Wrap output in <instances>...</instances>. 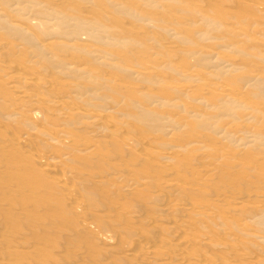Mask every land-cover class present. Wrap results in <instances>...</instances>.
Here are the masks:
<instances>
[{
    "label": "rangeland",
    "instance_id": "rangeland-1",
    "mask_svg": "<svg viewBox=\"0 0 264 264\" xmlns=\"http://www.w3.org/2000/svg\"><path fill=\"white\" fill-rule=\"evenodd\" d=\"M0 1V264H264V0Z\"/></svg>",
    "mask_w": 264,
    "mask_h": 264
},
{
    "label": "bare ground",
    "instance_id": "bare-ground-1",
    "mask_svg": "<svg viewBox=\"0 0 264 264\" xmlns=\"http://www.w3.org/2000/svg\"><path fill=\"white\" fill-rule=\"evenodd\" d=\"M4 1H5V0H4ZM29 1H30V0H29ZM43 1H44V0H43ZM47 1H49V0H47ZM47 1H46V2H47ZM54 1H56V0H54ZM116 1H117V0H116ZM0 2H1V1H0ZM33 2H35V0H33ZM51 2H52V1H51ZM60 2H61V1H60ZM108 2H110V1L107 0V3H108ZM113 2H115V1H112L111 3L113 4ZM122 2H123V1H122ZM122 2H121V3H122ZM153 2H154V1H153ZM155 2H156V1H155ZM219 2H220V1H219ZM253 2H254V1H253ZM44 3H45V2H44ZM49 3H50V2H49ZM103 3H105V2H103ZM115 3H117V2H115ZM118 3H119V2H118ZM178 3H179V2H178ZM181 3H182V2H181ZM233 3H234V2H233ZM29 4H30V3H29ZM35 4H36V3H35ZM50 4H51V3H50ZM53 4H54V3H53ZM4 5H7V4H4ZM42 5H43V4H42ZM55 5H56V4H55ZM154 5H155V4H154ZM206 5H207V4H206ZM262 5H263V4H262ZM29 6H30V5H29ZM36 6H37V5H36ZM36 6H35V7H36ZM47 6H49V5H47ZM106 6L108 7V5H106ZM117 6H118V5H117ZM253 6H254V5H253ZM18 7H19V6H18ZM18 7H17V8H18ZM52 7H53V6H52ZM66 7H67V6H66ZM104 7H105V6H104ZM109 7H110V6H109ZM112 7H113V6H112ZM118 7H120V6H118ZM125 7H126V6H125ZM255 7H256V6H255ZM15 8H16V7H15ZM20 8H21V6H20ZM23 8H25V6L22 5V8H21V9L23 10ZM26 8H28V7L26 6ZM26 8H25V9H26ZM53 8H54V7H53ZM11 9H12V8H11ZM13 9H14V8H13ZM21 9H20V10H21ZM42 9H43V8H42ZM42 9H41V10H42ZM124 9H125V8H124ZM130 9H131V8H130ZM258 9H259V8H258ZM260 9H261V8H260ZM260 9H259V10H260ZM14 10H16L17 13H19V10H17V9H14ZM51 10H52V9H51ZM61 10H62V9H61ZM76 10H77V9H76ZM104 10H105V9H104ZM121 10H122V9H121ZM259 10H258V11H259ZM32 11H33V10H32ZM42 11H43V10H42ZM42 11H41V13H42ZM44 11H45V10H44ZM54 11H55V13H56L57 10H54ZM59 11H60V10H59ZM118 11H119V10H118ZM128 11H129V10H128ZM20 12H21V11H20ZM62 12H63V11H62ZM121 12H122V11H121ZM123 12H124V11H123ZM131 12H133V11H131ZM50 13H51V12H50ZM55 13H52L51 17H52L53 14H55ZM170 13H171V12H170ZM63 14H64V13H63ZM134 14H135V13H134ZM0 15H1V14H0ZM138 15H139V14H138ZM201 15H202V14H201ZM241 15H242V14H241ZM63 16H64V15H63ZM208 16H209V15H208ZM210 16H211V15H210ZM2 17H3V16H2ZM56 17H57V20H58V17H59V19L62 18L61 15L59 16V14H58V16H56ZM56 17H55V19H56ZM78 17H79V16H78ZM83 17H84V16H83ZM85 17H86V16H85ZM262 17H263V16H262ZM66 18H67V17H66ZM81 18H82V17H81ZM210 18H211V17H210ZM35 19H36V18H35ZM84 19H86V18H84ZM172 19H173V18H172ZM203 19H205V18L203 17ZM211 19H212V18H211ZM77 20L80 21L81 24L78 23L80 26H82V25L85 26V24L87 23V24L89 25V26H88V28H89L90 25L92 24V20H85V21H81L82 19H81V20L77 19ZM153 20H154V19H153ZM209 20H210V19H209ZM209 20L206 19L207 22H209ZM216 20H217V19H216ZM6 21H8V20H6ZM30 21H31V20H30ZM63 21H64V19H63ZM100 21H101V19H100ZM139 21H140V20H139ZM204 21H205V20H204ZM212 21H213V20H211V22H212ZM3 22L5 23V21H3V20H2V23H1V20H0L1 27L3 26V25H2ZM26 22H27V21H26ZM43 22H46V21H43ZM142 22H143V21H142ZM175 22H176V21H175ZM198 22H199V21H198ZM216 22H217V21H216ZM243 22H244V21H243ZM6 23L8 24L9 22H6ZM31 23H33V25L36 26V25H39L40 23H42V20H41V21H39V20H35V21H34V20L32 19ZM59 23H60V22H59ZM102 23H103V22H102ZM7 24H5V25H7ZM29 24H30V23H29ZM63 24H64V23H63ZM177 24H178V23H177ZM197 24H198V23H197ZM252 24H253V23H252ZM17 25H18V24H17ZM56 25H57V24H56ZM59 25H61V24H59ZM171 25H172V24H171ZM209 25H210V24H209ZM209 25H208V26H209ZM214 25H215V24H214ZM14 26H15V25H14ZM61 26H62V25H61ZM189 26H190V25H189ZM212 26H213V24H212ZM216 26H217V28H219L218 25H216ZM253 26H254V25H253ZM257 26H260V25H257ZM5 27H7V26H5ZM36 27H37V26H36ZM38 27H39V26H38ZM47 27H48V26H47ZM62 27H63V26H62ZM62 27H61V28H62ZM97 27L99 28V30L106 31V30L104 29V26H103L102 24H98ZM105 27H106V26H105ZM187 27H188V26H187ZM11 28H12V27H11ZM39 28H40V27H39ZM54 28H55V26L53 25V29H54ZM59 28H60V26H58V28L56 27V28L53 30V33H56V35H57V33L60 31ZM81 28H82V29H85V27H84V28L81 27ZM86 28H87V27H86ZM88 28H87V29H88ZM129 28H130V27H129ZM129 28H128V30L131 31V29H129ZM131 28H132V27H131ZM133 28H134V27H133ZM161 28H162V27H161ZM194 28H195V27H194ZM199 28H200V27H199ZM214 28H215V27H214ZM221 28H222V25H221ZM228 28H229V27H228ZM261 28H262V27H261ZM40 29H41V28H40ZM107 29H108V28H107ZM137 29H138V28H137ZM207 29H208V28H207ZM64 30H65V29H64V27H63V31H64ZM96 30H97V29H96ZM160 30H161V29H160ZM168 30H172V28H170V29H168ZM168 30H167V32H168ZM198 30H199V29H198ZM204 30H205V29H204ZM229 30H230V29H229ZM232 30H233V29H232ZM232 30H231V31H232ZM18 31H19V30H18ZM18 31H17V32H18ZM41 31H42V30H41ZM103 31H102V32H103ZM205 31H206V30H205ZM205 31H204V32H205ZM208 31H209V30H208ZM223 31H225V29H224ZM238 31H239V30H238ZM32 32H33V31H32ZM47 32H48V31H47ZM66 32H67V31H66ZM165 32H166V31H165ZM171 32H172V31H171ZM194 32H195V31H194ZM227 32L229 33V31H227ZM80 33H81V32H80ZM88 33H89V32H87L86 34H88ZM239 33H240V32H239ZM239 33H238V34H239ZM14 34L19 35L18 33H14ZM84 34H85V33H84ZM112 34H113V33H112ZM203 34H204V33H202V36H203ZM205 34H206V33H205ZM225 34H226V33H225ZM238 34H237V35H238ZM240 34H241V33H240ZM240 34H239V35H240ZM21 35H22V34H21ZM26 35H27V34H26ZM60 35H63V34L61 33ZM23 36H24V33H23ZM29 36H30V35H27V37H29ZM99 36H100V34H99ZM235 36H236V35H235ZM27 37H26V38H27ZM54 37H55V36H54ZM54 37H53V38H54ZM79 37H80V36H79ZM218 38H219V37H218ZM218 38H217V39H218ZM30 39H33L32 42H33V44H35V43H34V40H35V39H34L32 36H30ZM30 39H28V40L31 41ZM166 39H167V38H166ZM260 39L262 40V38H260ZM1 40H2V39H1ZM155 40H156V39H155ZM23 41H24V40H23ZM58 41L60 42V40H58ZM58 41H57V42H58ZM113 41H114V40H113ZM1 42H3V41H1ZM26 42H27V41H26ZM32 42H31V43H32ZM80 42H81V41H80ZM127 42H128V41H127ZM153 42H154V41H153ZM27 43H28V42H27ZM165 43H166V42H165ZM170 43H171V42H170ZM220 43H221V42H220ZM0 44H1V43H0ZM4 44L7 45V43H4ZM29 44H30V42H29ZM59 44L61 45V44H62V41H61ZM76 44L79 45V43H74V44H72V45L70 44V45L73 47V45L75 46ZM62 45L65 46V43L62 44ZM78 45H76V46H78ZM89 45H90V44H89ZM181 45H182V44H181ZM231 45H232V44H231ZM233 45H234V44H233ZM35 46H36V45H35ZM38 46H39V45H38ZM42 46H43V47H42ZM42 46L39 47V50H41V51H42V49L44 50V49L47 47L45 43H44V45H42ZM44 46H45V47H44ZM50 46H51V45H50ZM71 46H70V47H71ZM79 46H80V45H79ZM96 46H97V45H96ZM121 46H122V45H121ZM219 46H220V45H219ZM263 46H264V45H263ZM0 47H1V46H0ZM31 47H32V46H31ZM66 47H67V45H66ZM66 47H65V48H66ZM81 47H82V46H81ZM90 47L92 48L93 46H90ZM183 47H184V46H183ZM225 47H226V46H225ZM8 48H9V47H8ZM14 48H15V47H14ZM40 48H41V49H40ZM47 48H49V45H48ZM53 48H54V47H53ZM75 48H76V47H75ZM181 48H182V47H181ZM186 48H187V47H185V49H186ZM190 48H191V47H190ZM28 49H29V47H28ZM81 49H82V48H81ZM107 49H108V48H107ZM146 49H147V48H146ZM162 49H164V48H162ZM174 49H175V48H173V50H174ZM176 49H177V48H176ZM185 49H184V50H185ZM262 49H263V48H262ZM7 50H10V49H7ZM35 50H36V49H35ZM47 50H48V49H47ZM47 50H46V51H47ZM171 50H172V49H171ZM188 50H189V49H188ZM200 50H201V49H200ZM208 50H209V48H208ZM46 51H42V52H45V53H46ZM51 51H54V50L52 49ZM82 51L85 52L83 49H82ZM107 51H108V50H107ZM185 51H187V50H185ZM190 51H192V49H191ZM190 51H189V53H190ZM202 51H204V50H201V52H202ZM206 51H207V50H206ZM206 51H204V52H205L204 54H206V55L211 53V52L209 53L208 51H207V53H206ZM252 51H253V50H252ZM10 52H11V51H10ZM39 52H40V51H39ZM73 52H74V51H73ZM96 52H97V51H96ZM103 52H104V50H102V48H101V49L99 48L97 53H100V55H101ZM143 52H144V51H143ZM256 52H257V51H256ZM25 53H26V52H25ZM37 53H38V52H37ZM110 53H111V52H110ZM162 53H163V52H162ZM214 53H215V52H214ZM219 53H220V52H219ZM223 53H224V52H223ZM263 53H264V52H263ZM18 54H19V53H18ZM46 54H47V53H46ZM54 54H55V53H54ZM69 54H70V53H69ZM73 54H74V53H73ZM84 54H85V53H84ZM95 54H96V53H95ZM194 54H195V53H194ZM224 54H225V53H224ZM56 55H57V54H56ZM206 55H205V56H206ZM222 55H223V54H222ZM6 56H7V55H6ZM52 56H53V55H52ZM75 56H76V55H75ZM163 56H164V55H163ZM177 56H178V55H177ZM219 56H221V54H219ZM223 56H224V55H223ZM254 56H255V55H254ZM262 56L264 57V54H263ZM32 57H33V56H32ZM96 57H97V55H96ZM96 57H95V58H96ZM207 57H208V56H207ZM215 57H216V56H215ZM235 57H236V56H235ZM222 58H223V57H222ZM21 59H22V58H21ZM132 59H133V58H132ZM18 60H19V59H18ZM25 60H26V59H25ZM162 60H163V59H162ZM220 60H222V59H220ZM225 60H226V58H225ZM0 61H1V60H0ZM21 61H22V60H21ZM29 61H30V60H29ZM179 61H180V60H179ZM222 61H223V60H222ZM227 61H229V60H226V62H227ZM73 62H74V61H73ZM107 62H108V61H107ZM142 62H143V61H142ZM165 62H166V61H165ZM3 63H6V62H3ZM23 63H24V62H23ZM13 64H14V63H13ZM194 64H195V63H194ZM194 64H193V65H194ZM212 64H213V63H212ZM253 64H254V63H253ZM16 65H17V64H16ZM55 65H56V64H55ZM117 65H118V64H117ZM246 65H247V64H246ZM24 66H25V65H24ZM79 66H80V65H79ZM87 66H88V65H87ZM112 66H113V65H112ZM124 66H125V65H124ZM233 66H234V65H233ZM61 67H62V66H61ZM118 67H119V66H118ZM221 67H222V66H221ZM1 68H2V69H1ZM1 68H0L1 70L5 69L4 71H6V72H4V73H6V74L8 73V74L11 76L12 81L16 80V82H17V80H19V81L21 80V82H22V81L29 82V81H32V80L34 81V80H35L34 78L37 77V76H35L33 73H30V75H31L32 77H33V75H34V78H32L31 76H29V73H28L29 71H27L28 74H26V73H24V72L21 71V72L23 73V74H21V72H20V71H17V70L15 69V67H14V69H13V66H12L11 63H9V62L6 63V65L4 64V66H2V64H1ZM25 68H26V67H25ZM45 68H46V67H45ZM65 68H67V67H65ZM68 68H69V67H68ZM86 68H87V67H80V68L78 69V68L75 66V69H73V70H76L77 72H82V71H83L82 69H84V71H85ZM121 68H123V67H121ZM148 68H149V67H148ZM238 68H239V67H238ZM253 68H254V67H253ZM23 69H24V68H23ZM26 69H27V68H26ZM197 69H198V68H197ZM227 69H229V67H228ZM250 69H251V68H250ZM24 70H25V69H24ZM90 70H93V69H90ZM127 70H128V69H127ZM127 70H125V71H127ZM130 70L132 71V69H130ZM130 70H129V71H130ZM223 70H224V69H223ZM243 70H244V69H243ZM63 71H64V70H63ZM63 71H62V73H63ZM131 71H130V73H131ZM231 71H232V70H231ZM233 71H235V70H233ZM60 72H61V71H60ZM73 72H74V71H73ZM77 72H76V73H77ZM86 72H87V71H86ZM86 72H85V73H86ZM90 72H91V71H90ZM93 72H94V71H92V73H93ZM133 72H135V71L133 70ZM184 72H185V71H184ZM192 72H193V71H192ZM37 73H39V72H37ZM196 73H197V72H196ZM236 73H237V72H236ZM251 73H252V75H253V72H251ZM2 74H3V73H2ZM90 74H91V73H90ZM187 74H188V73H187ZM190 74H191V73H190ZM233 74H234V73H233ZM92 75H93V74H92ZM249 75H250V74H249ZM252 75H251V76H252ZM1 76H2V75H1ZM94 76H95V75H94ZM187 76H188V75H187ZM189 76H191V75H189ZM251 76H250V77H251ZM254 76H255V75H254ZM256 76H257V75H256ZM256 76H255V77H256ZM3 77H4V76H3ZM7 77H8V76H7ZM79 77H80V76H79ZM244 77H245V76H244ZM5 78H6V77H5ZM37 78H38V77H37ZM37 78H36V79H37ZM40 78H41V77H40ZM207 78H208V77H207ZM252 78H253V77H252ZM256 78H257V77H256ZM244 79H245V78H244ZM44 80H45V79H44ZM70 80H71V79H70ZM109 80H110V79H109ZM42 81H43V80H42ZM45 81H47V80H45ZM8 82H9V81H8ZM25 82H24V83H25ZM35 82L37 83V81H34V83H35ZM102 82H103V81H102ZM24 83H23V84L21 83V84L24 85ZM32 83H33V82H32ZM34 83H33V84H34ZM43 83H44V82H43ZM54 83H55V82H54ZM74 83H75V82H74ZM97 83H98V81H97ZM99 83H100V82H99ZM161 83H162V82H161ZM165 83H166V82H165ZM170 83H171V82H170ZM10 84H11V83H10ZM13 84H14V83H13ZM26 84H27V83H26ZM28 84L31 85V83H28ZM37 84H38V83H37ZM45 84H47V83H45ZM159 84H160V83H159ZM162 84H163V83H162ZM189 84H190V83H189ZM192 84H193V83H192ZM15 85H17V84H15ZM210 85H211V84H209V86H210ZM71 86H72V85H71ZM213 86H214V85H213ZM229 86H230V85H229ZM237 86H238V85H237ZM250 86H251V85H250ZM56 87H57V86H56ZM74 87H75V86H74ZM124 87H125V86H124ZM174 87H175V86H174ZM176 87H178V86H176ZM176 87H175V88H176ZM196 87H197V86H196ZM210 87H212V86H210ZM215 87H216V86H215ZM218 87H219V86H218ZM14 88H15V87H14ZM14 88H13V91L19 93V92L16 91ZM17 88H18V87H16V89H17ZM78 88H79V87H78ZM120 88H121V87H120ZM130 88H131V87H130ZM184 88H185V87H184ZM216 88H217V87H216ZM11 89H12V88H11ZM23 89H24V88H23ZM104 89H105V87H104ZM138 89H139V88H138ZM180 89H183V88H180ZM219 89H220V88H219ZM226 89H227V87H226ZM233 89H234V88H233ZM250 89H251V88H250ZM21 90H22V89H21ZM26 90H27V89H26ZM183 90H185V89H183ZM205 90H206V89H205ZM223 90H224V89H223ZM231 90H232V89H231ZM22 91H23V90H22ZM116 91L118 92V90H116ZM131 91H132V90H131ZM185 91H186V90H185ZM195 91H196V89H195ZM227 91L229 92V89H228ZM233 91H234V90H233ZM260 91H261V90H260ZM29 92H30V91H28V94H26L28 98H29V96H30V94H31V93L29 94ZM204 92H205V91H204ZM231 92H232V91H231ZM231 92H229L231 95L234 94V93H231ZM24 93H27V92L24 90ZM34 93H35V92H34ZM64 93H65V92H64ZM71 93H72V92H71ZM141 93H142V92H141ZM221 93H222V92L220 91V95H222ZM229 93H228V94H229ZM19 94H22V92L20 91ZM120 94H121V93H120ZM204 94H205V93H204ZM257 94H258V93H257ZM9 95H10V93H9ZM26 95H25V96H26ZM32 95L35 96L34 94H32ZM32 95H31V96H32ZM76 95H77V94H76ZM115 95H116V94H115ZM148 95H149V94H148ZM202 95H203V94H202ZM220 95H219V96H220ZM262 95H263V94H262ZM21 96H22V95H21ZM23 96H24V95H23ZM23 96H22V97H23ZM77 96H78V95H77ZM166 96H167V95H166ZM260 96H261V95H260ZM14 97H17V96L14 95ZM19 97H20V96H19ZM22 97H21V98H22ZM35 97H38V98H39V96H38L37 94H36ZM101 97H102V96H101ZM144 97H145V96H144ZM221 97H223V95L220 96L219 98H221ZM224 97L226 98V96H224ZM0 98H1V97H0ZM38 98H35V99H38ZM234 98H235V97H234ZM14 99H15V98H14ZM48 99H49V98H48ZM120 99H121V98H120ZM120 99H118V101L116 100L117 103H119V100H120ZM138 99H139V98H138ZM141 99H143V98H141ZM147 99H148V98H147ZM200 99H201V98H200ZM221 99H222V98H221ZM19 100H20V99H19ZM25 100H26V99H25ZM39 100H40V99H39ZM56 100H57V99H56ZM86 100H87V99H86ZM222 100H223V99H222ZM105 101H106V100H105ZM227 101H228V100H227ZM65 102H67V101L61 99V100L57 101L56 103L59 104V105H60V103H61V105L63 106V104H66ZM85 102H86V101H85ZM131 102H132V100H131ZM177 102H178V101H177ZM67 103H68V102H67ZM120 103H121V102H120ZM135 103H137V102H134V104H135ZM147 103H148V102H147ZM155 103H156V102H155ZM158 103H159V102H158ZM178 103H179V102H178ZM182 103H183V102H182ZM80 104H81V103H80ZM130 104H131V103H130ZM141 104H144V103H141ZM98 105H99V104H98ZM111 105H112V104H111ZM131 105H132V104H131ZM185 105H186V103H185ZM33 106H34V105H33ZM65 106H66V105H65ZM116 106H117V105H116ZM119 106H120V105H119ZM149 106H150V105H149ZM50 107H51V106H50ZM59 107H60V106H58V108H59ZM111 107H113V105H112ZM120 107H121V106H120ZM146 107H147V106H146ZM259 107H261V106H259ZM60 108H61V107H60ZM81 108L83 109L84 107H81ZM104 108H105V107H104ZM61 109H62V108H61ZM85 109H86V108H85ZM115 109L118 111L119 107H118V109H117V108H115ZM177 109H178V108H177ZM189 109H191V108H189ZM261 109H262V107H261ZM75 110H78V109H75ZM105 110H106V108H105ZM116 110H113V111L115 112ZM128 110H129V109H128ZM130 110H131V109H130ZM148 110H150V109L148 108ZM60 111H61V110H60ZM73 111H74V109H73ZM89 111H90V110H89ZM89 111H87V112H89ZM110 111H111V110H110ZM117 111H116V112H117ZM125 111H126V110H125ZM138 111H139V110H138ZM83 112H84V111H83ZM140 112H141V111H140ZM140 112L138 113V115H139V116L143 115V116H141V118H142V117H145L144 114H142L143 110H142L141 113H140ZM35 113H37V111H35ZM62 113H64V112H62ZM76 113H77V112H76ZM76 113H75V114H76ZM90 113H91V112H90ZM111 113H113V112L111 111ZM126 113H127V112H126ZM177 113H178V112H177ZM50 114H51V113H50ZM59 114H61V113H59ZM66 114H67V113H66ZM85 114H88V113H85ZM115 114H116V113H115ZM124 114H125V113H124ZM130 114H131V113H130ZM134 114H136V113L134 112ZM134 114H132V115H134ZM161 114H162V113H161ZM62 115H63V114H61V116H62ZM70 115H71V114H70ZM113 115H114V114H113ZM35 116H36V115H35ZM84 116H85V115H84ZM128 116H129V115H128ZM134 116H135V115H134ZM33 117H34V115H33ZM36 117H37V116H36ZM38 117H39V116H38ZM86 117H87V116H86ZM90 117H91V116H90ZM115 117H116V116H115ZM117 117H118V116H117ZM121 117H122V116H121ZM131 118H132V117H131ZM116 119H117V118H116ZM257 119H258V118H257ZM70 120H71V118H70ZM104 120H105V119H104ZM120 120H121V119H119V121H120ZM142 120H143V119H142ZM8 121H9V120H8ZM115 121H116V120H115ZM125 121H126V119H125ZM5 122H6V121H5ZM12 122H13V121H12ZM112 122H113V121H112ZM92 123H93V122H91L90 124H92ZM115 123L117 124L118 122H115ZM102 124H103V123H102ZM119 126H120V125H119ZM116 127H117V125H116ZM116 127L113 126L114 129H112L111 131L116 133V131H118V128H116ZM120 127H122V126H120ZM99 128H100V127H99ZM255 128H256V127H255ZM101 129H102V128H101ZM103 129H104V128H103ZM109 129H110V128H109ZM241 129H242V128H241ZM107 130H108V129H107ZM63 131H64V130H63ZM65 131H66V130H65ZM120 131H121V129H120ZM136 131H137V130H136ZM220 131H221V130H220ZM85 132H86V131H85ZM105 132H106V131H105ZM118 132H119V131H118ZM252 132H253V131H252ZM90 133H91V132H90ZM61 134H62V133H61ZM236 134H237V131H236ZM249 134H253V133L250 132ZM1 135H2V134H1ZM19 135H20V134H19ZM100 135H101V134H100ZM135 135H136V134H135ZM212 135H213V134H212ZM253 135H254V134H253ZM2 136H3V135H2ZM63 136H64V135H63ZM90 136H91V135H90ZM130 136H131V135H129V136L127 137V139H128V142H127V143H129L130 140H131V142H133V141H132V140H133L132 138H135V137H136V136H135V137H134V136H133V137L131 136V137H132V138H131ZM151 136H152V135H151ZM151 136H150V137H151ZM153 136H155V135H153ZM137 137H138V136H137ZM137 137H136V138H137ZM140 137H141V136H140ZM177 137H178V136H177ZM240 137H241V136H240ZM242 137H243V136H242ZM247 137H248V136H247ZM100 138H101V137H100ZM155 138H156V137H155ZM17 139H19V137H18ZM125 139H126V138H125ZM144 139H145V138H144ZM21 140H22V139H21ZM67 140H68V139H67ZM74 140H75V139H74ZM135 140H136V139H135ZM139 140H140V139H139ZM142 140H143V139H141L140 142H142ZM68 141H69V140H68ZM68 141H67V142H68ZM144 141L146 142V140H144ZM148 141H149V140H148ZM185 141H186V140H185ZM240 141H241V140H240ZM240 141H239V142H240ZM65 142H66V141H65ZM125 142H126V141H125ZM239 142H238V143H239ZM127 143H126V144H127ZM174 143H175V142H174ZM10 144H11V143H10ZM130 144H131V143H130ZM142 144H143V142H142ZM69 145H70V144H69ZM121 145H122V144H121ZM127 145H128V144H127ZM169 146H170V145H169ZM74 148H75V147H74ZM150 149H151V148H150ZM175 149H176V148H175ZM200 149H201V148H200ZM155 150H156V148H155ZM157 151H159V150H157ZM157 151H156V152H157ZM160 151L163 152V149H160ZM168 151H169V150H168ZM168 151H165V152H163V153L160 152V153H162V155H163V156H166V157L169 156V155L171 156L170 152H169V155H167L166 152H168ZM238 151H239V150H238ZM74 152H75V151H74ZM153 152H154V151H153ZM31 153H32V152H31ZM140 153H143V152H140ZM158 153H159V152H158ZM171 153H172V152H171ZM221 153H222V152H221ZM29 154H30V153H29ZM32 154H33V153H32ZM156 154H157V153H156ZM156 154H155V155H156ZM33 155H34V154H33ZM142 155H143V154H142ZM236 155H237V154H236ZM37 156H38V154H37ZM39 156H40V155H39ZM39 156H38L39 159H38L36 156H35V157L37 158L38 162L41 163L42 165H43V161H44L45 164H47L48 166H53V167L56 166V164H55L56 161H55V162H54V161H53V162H52V161L50 162V161L46 160L47 158H45V157H43V156H42V157H43V158H42L41 156H40V157H39ZM103 156H104V155H103ZM158 156H159V155H158ZM158 156H157V157H158ZM35 157H33V159H34ZM145 159H146V158H145ZM202 159H203V158H202ZM241 159H242V158H241ZM35 161H36V160H35ZM36 162H37V161H36ZM36 162H35V163H36ZM148 162H149V161H148ZM57 163H58V162H57ZM121 164H122V163H121ZM42 165H41V166H42ZM44 166H45V165H44ZM163 166H164V165H163ZM19 167H20V166H19ZM55 170H56V169H55ZM152 171H153V170H152ZM3 174H4V173H3ZM29 174H30V173H29ZM85 175H86V174H85ZM220 175H221V174H220ZM82 176H84V175H82ZM221 177H222V176H221ZM171 178H172V177H171ZM198 179H199V178H198ZM148 183H149V182H148ZM174 185H175V184H174ZM196 190H197V189H196ZM154 191H155V190H154ZM258 195H262V194H258ZM243 196H244V195H243ZM256 196H257V195H256ZM262 196H264V195H262ZM257 197H258V196H257ZM245 198H246V197H245ZM242 199H243V198H242ZM165 206H166V204H165ZM169 206H170V205H169ZM173 208H174V207H173ZM201 208H202V207H201ZM166 209H167V208H166ZM196 209H197V208H196ZM207 209H208V208H207ZM181 210H182V209H181ZM252 211H253V210H252ZM197 212H198V211H197ZM260 212H264V211H260ZM199 213H200V212H199ZM201 213H202V212H201ZM211 214H212V213H211ZM197 215H198V214H197ZM204 216H205V215H204ZM206 217H207V216H206ZM263 217H264V216H263ZM181 222H182V221H181ZM184 223H185V222H184ZM151 224H152V223H151ZM175 224H176V223H175ZM230 224H231V223H230ZM230 224H229V225H230ZM153 228H154V227H153ZM243 229H244V228H243ZM246 230H248V229H246ZM172 232H173V231H172ZM242 232H243V231H242ZM133 233H134V232H133ZM176 233H177V232H176ZM243 235H244V234H243ZM230 238H231V237H230ZM246 239H247V238H246ZM136 242H137V241H136ZM141 242H142V241H141ZM257 243H258V242H257ZM234 244H235V243H234ZM234 244H233V245H234ZM254 244H255V243H254ZM171 245H172V244H171ZM148 246H150V245H148ZM255 246H256V245H255ZM143 248H144V247H143ZM197 250H198V249H197ZM129 251H130V250H129ZM159 254H160V253H159ZM124 259H125V258H124ZM233 259H234V258H233ZM237 259H238V258H237ZM258 261H259V259H258ZM193 264H194V263H193Z\"/></svg>",
    "mask_w": 264,
    "mask_h": 264
}]
</instances>
